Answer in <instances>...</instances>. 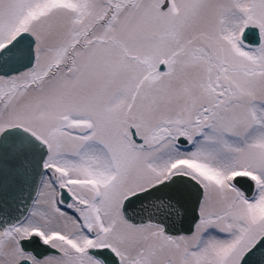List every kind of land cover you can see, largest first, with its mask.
I'll list each match as a JSON object with an SVG mask.
<instances>
[{
  "label": "snow or ice",
  "instance_id": "6c2138e0",
  "mask_svg": "<svg viewBox=\"0 0 264 264\" xmlns=\"http://www.w3.org/2000/svg\"><path fill=\"white\" fill-rule=\"evenodd\" d=\"M0 264H264V0H0Z\"/></svg>",
  "mask_w": 264,
  "mask_h": 264
}]
</instances>
